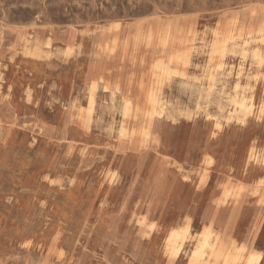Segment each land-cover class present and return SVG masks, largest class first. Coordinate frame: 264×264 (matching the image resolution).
<instances>
[{"label":"rangeland","instance_id":"1","mask_svg":"<svg viewBox=\"0 0 264 264\" xmlns=\"http://www.w3.org/2000/svg\"><path fill=\"white\" fill-rule=\"evenodd\" d=\"M261 26L264 0H0V264H187L194 240L174 263L164 253L168 233L187 215L177 209L178 193L197 208L191 234L212 217L220 225L231 218L230 238L247 246L240 264L251 252L264 264L258 197L214 205L220 167L200 184L206 153L227 159L239 180L254 137L259 151L264 145V69L230 44L209 63L218 37ZM178 50L188 64L173 69L183 75H155L156 62ZM95 63L138 103L130 118L118 91L101 87L88 114ZM240 69L256 98L247 119L231 116L227 102ZM151 92L161 116L144 105ZM215 121L223 126L216 136ZM164 156L186 166L187 182L174 166L160 168ZM246 172L248 183L264 178L260 162ZM156 180L161 199L149 193Z\"/></svg>","mask_w":264,"mask_h":264},{"label":"bare ground","instance_id":"2","mask_svg":"<svg viewBox=\"0 0 264 264\" xmlns=\"http://www.w3.org/2000/svg\"><path fill=\"white\" fill-rule=\"evenodd\" d=\"M233 34L221 36V39H219L218 37L214 41L210 51L209 63L212 64V62L215 59H218V57H220V59H223L228 50V44H230L232 47V51L234 50V52L236 49L239 48V54L241 56V59L244 60L243 62H245L248 55L251 54V58L253 60L252 62L254 63L255 69L257 70L264 69V50H263L264 26H261L258 30L255 29L249 30L243 34H239V35H233ZM48 45L50 46V42H48ZM166 47L164 46L165 53L168 52L170 53L173 50L171 47L169 49L168 48L166 49ZM186 56H187L186 53H183L182 51L178 50L175 54H173V56L170 58L169 61H161V60L157 61L154 66L155 75H158L159 77L160 75L162 76L171 75L172 73L175 75H183V72H181V70L179 71V69H173V66H175L176 68L180 64L186 66L188 64V60ZM223 65L224 64H219L217 66L218 67L217 69H222ZM208 69L211 70V67H209ZM212 69L215 68L212 67ZM90 71H91V73L89 74L91 76V80L89 81L90 95L88 96V104L90 109L88 114L90 115L91 110L93 108L95 102V93L101 87L106 92L111 90L118 91L122 102L121 103L122 114L124 117L130 118L132 112L136 110L135 107L136 108L138 107V103L136 104L135 101L129 99L128 96H126L125 93H123V91L119 89V87L113 84V82L110 81L109 78L104 74L99 64L95 63L94 65H92ZM208 73H209L208 79L209 81H211L213 79V73L212 72H208ZM243 80H244L243 69H240L236 74V81L234 86L232 87V94L228 96L227 102L232 107V111L230 112L231 116L235 114H239V115L242 114L247 119L248 116L252 115L255 112L256 98H255L254 90L252 89V91L250 92L251 87L249 89L244 87ZM247 81H248V76H247ZM261 83L264 86V79ZM248 91L250 93L247 96L246 93ZM113 95H115V92L113 93ZM30 96H31L30 91H27L28 99H30ZM144 105L145 107H149L148 113L150 117L161 116L163 114V110H164L163 105L161 104V101L158 98V96L155 94V92H151ZM260 113L261 114L264 113V105L262 106ZM80 122L83 124V126L88 127L89 120L86 117L81 116ZM222 128L223 126L219 121L214 122V129L216 130V132L221 131ZM121 129H122V135L125 136L124 133L127 131V125L123 126V128ZM145 135L147 137L148 133H146ZM247 161L248 163L260 162L262 165H264V150L260 152L255 142H253L249 147ZM214 164H215V159L212 157V155L206 153L203 157L202 165H201L203 172H202L200 184L204 185L207 182L208 172L210 169H212V166ZM166 165L174 166L176 169H178L181 172L182 175L184 174L183 175L184 181L189 180L187 176L189 171L184 164L176 161L175 159L168 160V158L165 156V158L163 157L161 159L160 168L162 169ZM156 188L158 189L161 188V184L157 180L155 181L151 189H149V193L150 194L153 193L152 197L156 196L159 199H161L158 194L159 190L156 191ZM247 192H248L247 188L244 184L241 183L232 184L228 182L225 186H223V192L221 199L219 200V206L225 205L226 202L230 199H235L239 201L240 198L244 196ZM251 194L257 196L260 204L264 205L263 179L257 181V185L252 190ZM183 212L186 211H182V213ZM194 215H195L194 210L187 211V215H185L182 221L183 225L172 229L168 233L164 242V253L168 259V262L174 263L177 260L181 259V257L184 254V247L188 243H190L191 240H194V242H192L194 247L188 254L187 264H240L242 262L243 254L247 252V246L245 245L236 246V243L230 238V234H229L230 228L227 229L225 226L223 227L218 226V228H215L214 220H211L210 223L204 227L203 231L200 234H198L196 237V235L191 234ZM145 220L146 219L144 218L143 221L141 222L142 225L145 223ZM260 220L261 218L258 219L259 222ZM153 227L154 224H151L150 225L151 231H153ZM262 261L263 258L261 253L251 252L244 264H262Z\"/></svg>","mask_w":264,"mask_h":264},{"label":"crops","instance_id":"3","mask_svg":"<svg viewBox=\"0 0 264 264\" xmlns=\"http://www.w3.org/2000/svg\"><path fill=\"white\" fill-rule=\"evenodd\" d=\"M219 134V132H216V130L214 129L213 130V135L214 136H216V135H218ZM253 142H255L256 143V145H258V143H259V137L258 136H256V137H254V139L252 140V142H251V144L253 143ZM251 146V145H250ZM249 150V149H248ZM264 150V145H263V147H261V149H260V152L261 151H263ZM248 156V155H247ZM167 158H168V160H172L173 158H171V157H168V156H166ZM212 157L215 159V164L212 166V170L214 169V168H217V167H220L221 169H222V171H224V174H223V176L222 177H220L219 178V184H218V186H217V188H216V196L214 197V199H213V204L214 205H216L218 208H222V207H225V205H223V206H219V200L221 199V196H222V192H223V186H225L228 182H230V183H232V184H239V183H241V184H244L245 186H246V188H247V193H251L252 192V190L256 187V185H257V181H259L260 179H263L264 180V178H259V179H257L255 182H253V183H248L247 182V166L249 165V163H248V161H246V168H245V170L240 174V176H239V180L238 179H236V178H234L233 177V175L235 174V169L232 167V165L227 161V159H225V158H220V157H216V155H215V152L214 151H212ZM164 158H165V156H164ZM203 160V159H202ZM264 166V165H263ZM184 175V174H183ZM182 175V176H183ZM187 176H188V178H190V176L187 174ZM234 179L236 180V181H234ZM183 180H184V178H183ZM188 181V180H187ZM187 181H185V182H187ZM212 181H213V176H212ZM157 190H159V192H158V194H159V196H160V198L163 196V188H162V186H161V188L160 189H158V188H156V191ZM243 197V196H242ZM241 197V198H242ZM240 198V199H241ZM175 204H176V206H177V209L180 211V212H182V211H189V210H194V213L196 214V210H197V208L196 207H194V206H188L189 205V202L187 201V199L185 198V196H184V194H181V193H178V194H175ZM262 206H264V205H262ZM261 214H260V216H258L257 217V219H259V218H261ZM212 220H214L215 221V228H218V226H220V227H223V226H225L227 229H229L230 227H231V221H232V219L230 218L224 225H220V224H218L217 222H216V220H215V217H212ZM257 230H256V234H255V237L257 236V234L260 232V229H261V224L259 223V222H257L256 224H255V226H254ZM255 232V229H253V233ZM254 235V234H253Z\"/></svg>","mask_w":264,"mask_h":264}]
</instances>
